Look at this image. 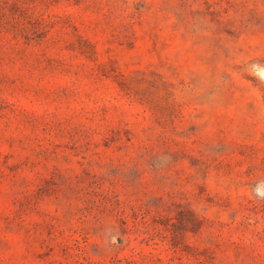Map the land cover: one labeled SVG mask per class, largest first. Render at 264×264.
I'll use <instances>...</instances> for the list:
<instances>
[{"label": "rangeland", "instance_id": "1", "mask_svg": "<svg viewBox=\"0 0 264 264\" xmlns=\"http://www.w3.org/2000/svg\"><path fill=\"white\" fill-rule=\"evenodd\" d=\"M0 264H264V0H0Z\"/></svg>", "mask_w": 264, "mask_h": 264}]
</instances>
